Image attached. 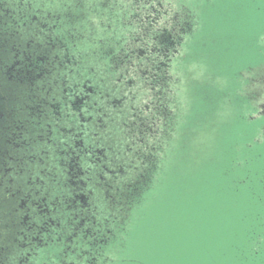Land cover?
Segmentation results:
<instances>
[{"label":"trees","instance_id":"trees-1","mask_svg":"<svg viewBox=\"0 0 264 264\" xmlns=\"http://www.w3.org/2000/svg\"><path fill=\"white\" fill-rule=\"evenodd\" d=\"M191 6L0 0V38L9 33L19 55L15 71L13 55L0 60V152L4 145L14 155L13 172L27 167L35 216L27 242L15 245L16 263L99 264L124 229L129 209L163 170L161 154L186 130L177 127L182 86L198 79L185 78L176 63L196 21ZM260 183L264 193V174Z\"/></svg>","mask_w":264,"mask_h":264},{"label":"rangeland","instance_id":"rangeland-1","mask_svg":"<svg viewBox=\"0 0 264 264\" xmlns=\"http://www.w3.org/2000/svg\"><path fill=\"white\" fill-rule=\"evenodd\" d=\"M188 1L196 21L176 65L198 80L182 86L177 127L186 130L160 155L163 170L99 264H264V115L242 87L243 73L264 62V0ZM13 45L0 38V60Z\"/></svg>","mask_w":264,"mask_h":264},{"label":"flooded vegetation","instance_id":"flooded-vegetation-1","mask_svg":"<svg viewBox=\"0 0 264 264\" xmlns=\"http://www.w3.org/2000/svg\"><path fill=\"white\" fill-rule=\"evenodd\" d=\"M20 1L23 2L25 0ZM3 25L5 27L8 26V24L6 23H4ZM0 30L5 29H2V26L0 25ZM6 31L8 32V28ZM8 36H10V34L6 33V42L9 41ZM259 48V52L264 56V37L259 40ZM11 50L13 52L12 54L14 55L11 57L9 70L15 71V68L19 64V55L15 45L12 46ZM242 79L244 80L243 84L244 82H247V84L244 85L246 94L253 95V100L251 101L252 104H254V106L257 108L259 107L262 111L261 113H263L264 115V62L262 61L258 67H251L247 71H245L243 73ZM262 133L264 134V131ZM1 140L2 138L0 137V143ZM4 140H6V137ZM8 143L9 141H6L5 145ZM3 147L4 145L2 146V151L0 152V165L2 166V168H0V201L3 200V205L0 203V215H4V217H0V226H2L0 227V264H4V262H7V264H22L20 259L18 263H16V259L14 258L16 255L15 245L21 240L23 242H27L30 232L29 225L32 224V220H35V216L30 215L31 208L30 201L28 200L31 194L30 182L28 180L29 177H25V170L27 169V167L25 170H23L25 173L13 172V169L10 167V165L15 163L16 160L13 159L14 155H10L8 152L4 153ZM17 147H19V154L21 146ZM26 152L27 150H24V154ZM23 160L29 161L30 156L24 155ZM10 172L14 173L13 178H8L6 183H4V180L6 178L5 176ZM25 179H27V182ZM4 204L6 206L5 209ZM50 250L53 251L52 249ZM34 257L36 258V255H34ZM30 264L40 263L35 260Z\"/></svg>","mask_w":264,"mask_h":264}]
</instances>
